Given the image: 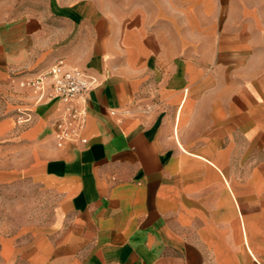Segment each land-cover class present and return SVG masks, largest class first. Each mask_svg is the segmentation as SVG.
I'll return each instance as SVG.
<instances>
[{
	"label": "crops",
	"instance_id": "1",
	"mask_svg": "<svg viewBox=\"0 0 264 264\" xmlns=\"http://www.w3.org/2000/svg\"><path fill=\"white\" fill-rule=\"evenodd\" d=\"M59 59L98 81L63 148L19 87ZM25 181L49 217L0 264H264V0H0V192Z\"/></svg>",
	"mask_w": 264,
	"mask_h": 264
},
{
	"label": "built area",
	"instance_id": "2",
	"mask_svg": "<svg viewBox=\"0 0 264 264\" xmlns=\"http://www.w3.org/2000/svg\"><path fill=\"white\" fill-rule=\"evenodd\" d=\"M98 84L93 76L59 59L46 72L35 78L19 82V86L37 93V103L57 99L60 102L59 116L54 122V134L58 147L69 144H84L83 136L87 124V108L83 104L87 94ZM31 117L20 111L17 123L22 125Z\"/></svg>",
	"mask_w": 264,
	"mask_h": 264
},
{
	"label": "rangeland",
	"instance_id": "3",
	"mask_svg": "<svg viewBox=\"0 0 264 264\" xmlns=\"http://www.w3.org/2000/svg\"><path fill=\"white\" fill-rule=\"evenodd\" d=\"M49 212L50 202L42 186L25 181L4 189L0 192V239L30 224L43 223Z\"/></svg>",
	"mask_w": 264,
	"mask_h": 264
}]
</instances>
